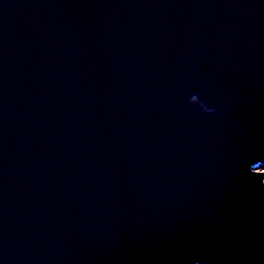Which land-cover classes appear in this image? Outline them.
Listing matches in <instances>:
<instances>
[{
    "label": "water",
    "instance_id": "1",
    "mask_svg": "<svg viewBox=\"0 0 264 264\" xmlns=\"http://www.w3.org/2000/svg\"><path fill=\"white\" fill-rule=\"evenodd\" d=\"M264 0H0V264H264Z\"/></svg>",
    "mask_w": 264,
    "mask_h": 264
},
{
    "label": "rangeland",
    "instance_id": "2",
    "mask_svg": "<svg viewBox=\"0 0 264 264\" xmlns=\"http://www.w3.org/2000/svg\"><path fill=\"white\" fill-rule=\"evenodd\" d=\"M262 170H264V169H262Z\"/></svg>",
    "mask_w": 264,
    "mask_h": 264
}]
</instances>
